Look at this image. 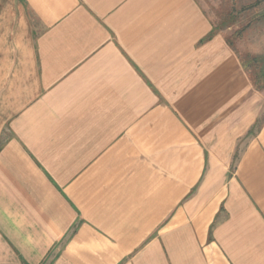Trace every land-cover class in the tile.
I'll list each match as a JSON object with an SVG mask.
<instances>
[{"label":"crops","instance_id":"1","mask_svg":"<svg viewBox=\"0 0 264 264\" xmlns=\"http://www.w3.org/2000/svg\"><path fill=\"white\" fill-rule=\"evenodd\" d=\"M239 39L199 0H0V264H264Z\"/></svg>","mask_w":264,"mask_h":264},{"label":"rangeland","instance_id":"2","mask_svg":"<svg viewBox=\"0 0 264 264\" xmlns=\"http://www.w3.org/2000/svg\"><path fill=\"white\" fill-rule=\"evenodd\" d=\"M204 10L211 16L216 29L225 30L228 41L232 44L239 36V44H236V52L242 57L243 62L249 65L252 79L256 87L264 92V0H199ZM253 25L250 27V25ZM252 28V38L247 37L246 43L250 42L256 51L253 54L244 48L247 46L242 31L246 29L250 32ZM258 37L257 45L254 38ZM235 46V45H234ZM238 50V51H237Z\"/></svg>","mask_w":264,"mask_h":264}]
</instances>
